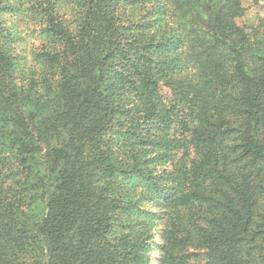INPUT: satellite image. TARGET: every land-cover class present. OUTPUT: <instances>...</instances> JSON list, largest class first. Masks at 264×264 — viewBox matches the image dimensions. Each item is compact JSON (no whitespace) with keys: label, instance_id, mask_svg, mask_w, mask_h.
<instances>
[{"label":"trees","instance_id":"obj_1","mask_svg":"<svg viewBox=\"0 0 264 264\" xmlns=\"http://www.w3.org/2000/svg\"><path fill=\"white\" fill-rule=\"evenodd\" d=\"M243 14L0 0V264H151L158 232L159 264H264V16Z\"/></svg>","mask_w":264,"mask_h":264},{"label":"rangeland","instance_id":"obj_2","mask_svg":"<svg viewBox=\"0 0 264 264\" xmlns=\"http://www.w3.org/2000/svg\"><path fill=\"white\" fill-rule=\"evenodd\" d=\"M240 2L244 7L243 16L237 19V22L240 25H253L258 22L260 17L264 16V0H240ZM3 16L7 25L6 27L13 29L12 27L14 26V23L16 24L14 17L11 14H5ZM20 28L24 31L13 36L11 39H8L6 41V46H10L15 53L22 54L21 61L27 63L37 50L36 47L39 44V37L36 31H31L32 23L29 20H26L25 23L21 22ZM155 241L156 243H153L151 250V264H159V256L161 252L159 248L161 243L159 232L156 233Z\"/></svg>","mask_w":264,"mask_h":264}]
</instances>
